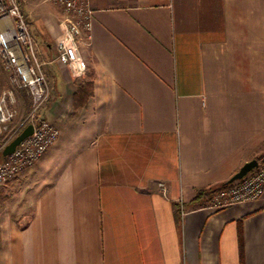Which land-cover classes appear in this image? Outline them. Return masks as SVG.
Masks as SVG:
<instances>
[{"label":"crops","instance_id":"obj_1","mask_svg":"<svg viewBox=\"0 0 264 264\" xmlns=\"http://www.w3.org/2000/svg\"><path fill=\"white\" fill-rule=\"evenodd\" d=\"M90 3L83 76L58 61L64 12L23 5L60 137L0 185V264H264V196L196 200L264 166V0Z\"/></svg>","mask_w":264,"mask_h":264},{"label":"built area","instance_id":"obj_2","mask_svg":"<svg viewBox=\"0 0 264 264\" xmlns=\"http://www.w3.org/2000/svg\"><path fill=\"white\" fill-rule=\"evenodd\" d=\"M27 1L0 0V60L9 83L8 87H1L0 68V151L30 124L35 127L34 133L0 163V185L35 166L60 137L59 127L41 117V111L50 98V86L23 11L22 4ZM46 1L61 9L65 16L63 34L57 41L58 61L71 66L78 76H83L87 64L79 44L91 40L95 13L90 0ZM10 19H14L15 24L9 23ZM23 90L31 99V109L26 117L19 119L18 93ZM159 186L167 194L166 183L161 182ZM263 196L264 166L260 165L244 179L217 188L210 196L208 207L219 210Z\"/></svg>","mask_w":264,"mask_h":264},{"label":"water","instance_id":"obj_3","mask_svg":"<svg viewBox=\"0 0 264 264\" xmlns=\"http://www.w3.org/2000/svg\"><path fill=\"white\" fill-rule=\"evenodd\" d=\"M34 125L30 124L27 128L21 132L9 145L5 147L3 150L4 157H8L9 155L13 154L17 147L29 136L34 133ZM260 166V162L257 159L251 160L245 163L242 168L228 181V183H234L236 181L244 179L250 172L255 170Z\"/></svg>","mask_w":264,"mask_h":264},{"label":"rangeland","instance_id":"obj_4","mask_svg":"<svg viewBox=\"0 0 264 264\" xmlns=\"http://www.w3.org/2000/svg\"><path fill=\"white\" fill-rule=\"evenodd\" d=\"M22 5L30 9L33 18H36L39 14H45V12L59 13L62 11L46 0H28V2H23ZM0 64L2 65V62Z\"/></svg>","mask_w":264,"mask_h":264},{"label":"trees","instance_id":"obj_5","mask_svg":"<svg viewBox=\"0 0 264 264\" xmlns=\"http://www.w3.org/2000/svg\"><path fill=\"white\" fill-rule=\"evenodd\" d=\"M92 92H89V90H85V92H79V95L77 93V96H76V99L77 100H80L82 99V97L80 96H85L86 98L91 94ZM5 159V158H4ZM235 183V182H234ZM234 183H228V181L226 182H223L222 184H219V185H216V186H211L209 188H205V189H202L200 190L198 193H197V201H200L202 200V202H200V204L198 205H203L204 203L207 202V200L210 199V196L211 194L217 189V188H221V187H226V186H229V185H232Z\"/></svg>","mask_w":264,"mask_h":264}]
</instances>
